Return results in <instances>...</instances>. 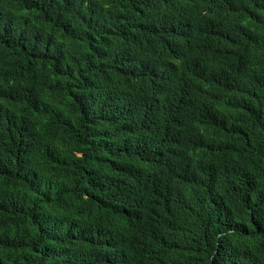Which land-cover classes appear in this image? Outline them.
Here are the masks:
<instances>
[{"label": "trees", "instance_id": "1", "mask_svg": "<svg viewBox=\"0 0 264 264\" xmlns=\"http://www.w3.org/2000/svg\"><path fill=\"white\" fill-rule=\"evenodd\" d=\"M224 2L0 0V264H264V11Z\"/></svg>", "mask_w": 264, "mask_h": 264}, {"label": "clouds", "instance_id": "2", "mask_svg": "<svg viewBox=\"0 0 264 264\" xmlns=\"http://www.w3.org/2000/svg\"><path fill=\"white\" fill-rule=\"evenodd\" d=\"M261 3H264V0H260ZM223 9L226 10L236 22L238 31H248L252 32L256 29V26L260 25L261 21V11H264V6H257L253 0H225L223 3ZM216 13H222V8L217 11H212L211 16ZM215 26L209 27L206 32L209 35V38H212V28ZM210 45L217 52H221L226 47H229L231 51L240 50L241 54L237 57L238 61L246 65L248 71L254 72L256 69L262 70L263 64L260 63V60L253 54L249 53L241 44L236 48H233L230 45H227L215 38L210 39ZM235 83L238 82L235 78Z\"/></svg>", "mask_w": 264, "mask_h": 264}]
</instances>
